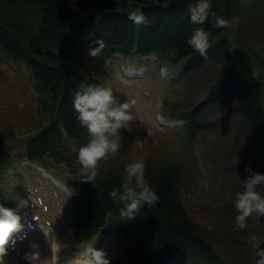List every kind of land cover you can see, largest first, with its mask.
Here are the masks:
<instances>
[{
    "label": "trees",
    "instance_id": "16d2710c",
    "mask_svg": "<svg viewBox=\"0 0 264 264\" xmlns=\"http://www.w3.org/2000/svg\"><path fill=\"white\" fill-rule=\"evenodd\" d=\"M190 2L194 0H136L134 6L145 13V22L137 25L119 10L126 0H77L76 9L69 8V0H0V55L25 67L39 116L35 130L25 137L18 152L7 148L9 134L0 136V181L16 158H27L46 168L63 167L79 175L66 180L74 194L76 239L85 242L108 222L118 225L127 244L117 264L232 263L216 253L189 216L179 185L178 156L166 157L160 150L146 149L155 162H145V175L160 200L150 208L142 206L128 220L109 196L120 183L124 166L132 161L125 150L98 162L99 173L93 182L80 180L76 153L87 142L88 133L76 120L72 97L82 81L104 84V74L90 58L92 45L99 47L96 43L100 41V52L107 60H114L117 54L140 58L154 54L173 69L189 61L194 65L204 61L219 64L222 76L210 88L206 101L190 109L174 104L171 116L185 121V142L192 150L198 134L210 128L200 120L202 110L229 95L238 103L236 111L253 128L264 158L262 84L255 77L250 57L230 41L232 36L244 42L237 33L238 0H232V6L228 0H213L217 15L234 19L235 24L215 28L205 22L204 27L211 32L207 55L187 44L193 28L199 27L190 22ZM134 158L139 159L132 154ZM0 203L8 204L2 186Z\"/></svg>",
    "mask_w": 264,
    "mask_h": 264
},
{
    "label": "rangeland",
    "instance_id": "374dc122",
    "mask_svg": "<svg viewBox=\"0 0 264 264\" xmlns=\"http://www.w3.org/2000/svg\"><path fill=\"white\" fill-rule=\"evenodd\" d=\"M228 2L232 6V0ZM238 6L236 21L240 30L237 33L244 39L241 43L244 52H250L255 74L262 80L264 100V0H238ZM96 65L99 71L105 72L107 67L104 64ZM26 73L22 64L0 55V136L9 134L5 143L12 153L21 150L25 137L35 130L39 122L36 97ZM106 73L103 82L114 89V96L118 100L125 99L126 95H133L137 99V122L131 132L122 130V149L129 155L128 160H133L131 155L134 154L145 162H155L150 154L146 155V149L152 151L154 148L166 157L178 156L183 203L197 224L200 235L230 263L255 264L257 241L264 244V216L253 213L246 218L243 228L235 220V200L242 190L241 178L247 175L245 166L250 165L264 172V160L257 153L249 124L231 112L233 103L229 98L210 104L202 111L201 120L210 122L212 128L197 136L194 151L187 155L183 148L185 144L177 135L178 128L174 129L179 126L181 129V123L167 128L159 125L155 119L162 111L164 99L169 103L177 102L181 109L199 104L211 85L220 78V68L206 65L190 70L183 82L171 86L166 85L168 81L155 72L146 73L143 81L139 82H128L122 66ZM179 76L176 74L175 77ZM169 111L171 109L168 108ZM110 155L113 157L114 154ZM59 169L66 172L63 168ZM190 170L193 173L188 178L186 173ZM65 175L79 176L68 170ZM0 186L8 205L14 206L13 197L16 194L27 196L30 201L29 206L20 209L22 224L26 226L23 225L9 238H14L15 244L9 240L4 245L8 249L3 254L5 264H26L23 253L29 250L31 241L39 243V251L47 264H55L58 259L64 262L79 254L73 248V203L53 181L41 175L37 164L15 160L12 171L0 181ZM259 190L264 193V186ZM40 228L45 230L44 234ZM47 233L61 246L56 254L49 246ZM24 235L28 237L22 238ZM105 239L108 254L104 259L108 258L109 264H113L111 258L122 248L123 242L116 233H111ZM73 253L74 256H71Z\"/></svg>",
    "mask_w": 264,
    "mask_h": 264
},
{
    "label": "clouds",
    "instance_id": "9594fccd",
    "mask_svg": "<svg viewBox=\"0 0 264 264\" xmlns=\"http://www.w3.org/2000/svg\"><path fill=\"white\" fill-rule=\"evenodd\" d=\"M136 0H126L120 7L134 24L145 22V13L135 7ZM69 8L79 7L77 0H69ZM189 19L194 25H199L187 37V44L201 55H207L211 45V32L204 25L210 22L215 28L234 26L235 20L217 15L213 9V0H194L189 4ZM212 18V19H210ZM137 99L133 95H126L125 99L118 100L114 96V89L100 83L81 82L74 91L72 106L76 112V120L87 130L88 140L79 146L76 158L79 161L80 180L93 182L99 173L98 162L106 159L109 154H116L123 148L122 137L124 131L131 132L136 119ZM145 161L134 159L124 166V173L120 183L109 191V196L120 208L121 216L134 218L142 206L148 208L157 204L160 195L151 181L145 175ZM247 173L241 178L242 190L237 193L235 208L236 223L245 227L246 218L253 213L264 216V193L259 188L264 186V172L245 166ZM14 206L0 203V264H5L4 256L8 249L4 246L9 243L12 234L20 230L22 215L20 209L29 206L27 196L16 194L13 197ZM255 239V238H253ZM12 243L15 244L13 238ZM255 264H264V244L257 241ZM29 250L23 253L26 264H47L39 251V243L31 241ZM88 251L95 258L97 264H109V259L97 256L102 250L89 247Z\"/></svg>",
    "mask_w": 264,
    "mask_h": 264
},
{
    "label": "bare ground",
    "instance_id": "6f19581e",
    "mask_svg": "<svg viewBox=\"0 0 264 264\" xmlns=\"http://www.w3.org/2000/svg\"><path fill=\"white\" fill-rule=\"evenodd\" d=\"M261 82V81H259ZM212 128V124L210 125V129ZM79 264H85V262H80Z\"/></svg>",
    "mask_w": 264,
    "mask_h": 264
}]
</instances>
